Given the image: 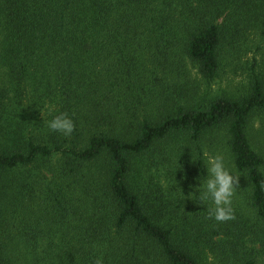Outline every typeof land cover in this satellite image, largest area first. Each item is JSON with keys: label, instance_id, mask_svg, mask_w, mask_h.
I'll return each mask as SVG.
<instances>
[{"label": "trees", "instance_id": "obj_1", "mask_svg": "<svg viewBox=\"0 0 264 264\" xmlns=\"http://www.w3.org/2000/svg\"><path fill=\"white\" fill-rule=\"evenodd\" d=\"M246 43L264 0H0V264L264 260V74L201 90ZM205 153L240 176L233 219L191 196Z\"/></svg>", "mask_w": 264, "mask_h": 264}, {"label": "clouds", "instance_id": "obj_2", "mask_svg": "<svg viewBox=\"0 0 264 264\" xmlns=\"http://www.w3.org/2000/svg\"><path fill=\"white\" fill-rule=\"evenodd\" d=\"M43 115V113H42ZM48 127L62 133L64 136H71L75 130V124L65 114L55 116L48 121ZM207 176L201 177L195 196L204 206L211 201L213 207L208 208V217L217 222H223L234 218L232 200L239 184L240 176L228 167L225 157L222 154H204ZM195 199V200H196Z\"/></svg>", "mask_w": 264, "mask_h": 264}, {"label": "rangeland", "instance_id": "obj_3", "mask_svg": "<svg viewBox=\"0 0 264 264\" xmlns=\"http://www.w3.org/2000/svg\"><path fill=\"white\" fill-rule=\"evenodd\" d=\"M245 47H249V51L241 53L240 58L235 60V64L227 67L225 72L222 73L220 78L211 85V88L202 84L201 90H207L210 94L214 95H229L236 99L241 98L248 93L249 78L251 67L257 62V70L264 74V53L255 52L252 50L251 43H246ZM251 142L256 147L264 151V117L254 118L250 130ZM163 172V170H161ZM164 187H167V181L163 179ZM210 264H221L220 261L212 256L208 257ZM258 264H264V260H259Z\"/></svg>", "mask_w": 264, "mask_h": 264}]
</instances>
